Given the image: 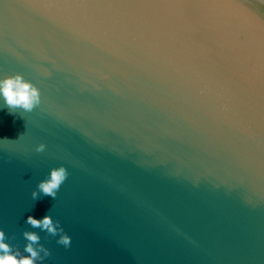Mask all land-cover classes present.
I'll return each instance as SVG.
<instances>
[{
	"label": "water",
	"instance_id": "obj_1",
	"mask_svg": "<svg viewBox=\"0 0 264 264\" xmlns=\"http://www.w3.org/2000/svg\"><path fill=\"white\" fill-rule=\"evenodd\" d=\"M16 76L39 103L0 92L9 254L28 232L34 264H264V0H0Z\"/></svg>",
	"mask_w": 264,
	"mask_h": 264
},
{
	"label": "clouds",
	"instance_id": "obj_2",
	"mask_svg": "<svg viewBox=\"0 0 264 264\" xmlns=\"http://www.w3.org/2000/svg\"><path fill=\"white\" fill-rule=\"evenodd\" d=\"M0 92H2L7 105L11 108L22 107L31 111L33 107L39 103L38 91L31 84L23 82L22 78L19 76L4 80L2 82V87H0ZM37 150L43 151V146ZM67 177L68 173L63 167H61L58 170H53L51 172V179L46 182H42L39 187L45 195L51 196L53 199H55L57 196V191L66 181ZM32 195L35 199L36 193H33ZM28 223L33 227L42 226L53 236L63 233L64 231L63 228H60L58 233L57 228L53 226L52 218L48 216H45L42 221L33 217H29ZM24 235L26 239L30 241V243L25 248V251L31 254V258L25 257L18 260L17 255L9 254V245L3 243L4 233L0 231V250H2L4 253V255H0V264H34L36 260L43 261L45 258L51 255L50 251L44 248L43 245L40 246V251L44 253V256H40L33 248V244L39 241V237L37 235L28 232H25ZM57 243L65 247H70L71 238L66 234L60 235Z\"/></svg>",
	"mask_w": 264,
	"mask_h": 264
}]
</instances>
